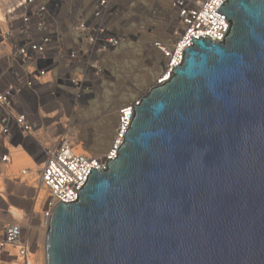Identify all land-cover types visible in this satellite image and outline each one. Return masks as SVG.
<instances>
[{"label":"water","instance_id":"1","mask_svg":"<svg viewBox=\"0 0 264 264\" xmlns=\"http://www.w3.org/2000/svg\"><path fill=\"white\" fill-rule=\"evenodd\" d=\"M135 105L106 169L52 207L46 264H264V0H226Z\"/></svg>","mask_w":264,"mask_h":264},{"label":"built area","instance_id":"2","mask_svg":"<svg viewBox=\"0 0 264 264\" xmlns=\"http://www.w3.org/2000/svg\"><path fill=\"white\" fill-rule=\"evenodd\" d=\"M224 1L173 0L177 22L174 43H155L165 59L159 83L172 76L173 65L181 63L183 58L177 63L174 57L178 51L183 57L193 42L191 36L223 39L229 21L217 10ZM76 8L72 10L74 20L67 21L62 0H0V163L11 162L10 146L16 141L41 148L38 180L47 192L43 199L46 227L57 200H76L91 168L100 170L101 165L106 169L107 160L115 159L131 125L134 104L140 101L120 109L116 139L103 154L78 151L72 136L62 132V127L73 123L70 114L88 104L106 73V55L123 41L115 27L121 9L115 0H91L89 9L80 3ZM47 125L55 131L51 137ZM47 138L51 142L43 144ZM31 173L27 167L21 171L27 178ZM33 255L20 222L0 227V264H30Z\"/></svg>","mask_w":264,"mask_h":264},{"label":"rangeland","instance_id":"3","mask_svg":"<svg viewBox=\"0 0 264 264\" xmlns=\"http://www.w3.org/2000/svg\"><path fill=\"white\" fill-rule=\"evenodd\" d=\"M115 1L121 6L115 27L123 36V41L117 49L106 55V73L87 100L88 104L70 114L73 123L62 127V132L72 136L75 145L84 149L82 152L95 155L103 154L112 147L120 109L146 95L160 76L165 59L155 43L161 41L171 46L176 37L173 0ZM62 3L67 21L74 20L76 15L72 10H76L79 3L86 9L91 6V0H62ZM45 127L50 131L48 136H53L55 131H51L52 127ZM51 140L47 138L42 143L47 144ZM1 143L3 140L0 136ZM13 155L12 163H0V227L7 222H20L24 226L25 237L31 242L36 264H46L47 227L43 219L44 200L39 198L45 195L46 189L42 186V191L40 186H35L36 174L31 173L29 178L21 175L23 168L36 165L34 161L29 164L31 159L20 149L14 151ZM14 161L19 162L15 167ZM12 206L24 213V220L12 216L9 212ZM4 264L17 263L11 261Z\"/></svg>","mask_w":264,"mask_h":264},{"label":"bare ground","instance_id":"4","mask_svg":"<svg viewBox=\"0 0 264 264\" xmlns=\"http://www.w3.org/2000/svg\"><path fill=\"white\" fill-rule=\"evenodd\" d=\"M180 53H182L181 51H178V54L177 55H175V57H174V61L175 62H180L181 61V59L183 58L182 57V55L180 54ZM180 57H181V59H180ZM176 64V63H175ZM173 67H174V65L170 68V70H172L173 69ZM173 71V70H172ZM164 75H161V76H159L158 78H157V81H156V83L155 84H159V79L161 78V77H163ZM118 143H121V141H118ZM38 147V146H37ZM36 147V148H37ZM77 147V150L78 151H83L84 149L80 146V145H78V146H76ZM41 152V148H40V150H39V153ZM21 161V160H20ZM32 163V161L31 162H29V164H31ZM36 165L35 166H32V168H29V167H27L28 169H31V171H32V174H36L37 175V177H36V183H35V186L37 187V186H40V188L42 187V185L40 184V183H38V181L39 180H37V179H39L38 178V176H39V173H40V167H41V163H37V162H34ZM17 164H19V162L18 161H14V167L15 166H17ZM0 189H2V186H1V183H0ZM43 189L44 188H41V190L43 191ZM42 191H40V193L39 194H41L42 193ZM46 190H45V195L43 196V197H39V198H41V200H43L45 197H46ZM38 201H39V199H38ZM42 202V201H41ZM9 212L12 214V216L15 218V219H18V220H20V221H22V220H24V213H22L21 212V210H19L18 208H16V207H10V209H9ZM46 234V236H47V232L45 233ZM46 236H45V242H46ZM46 246V245H45ZM45 259V258H44ZM17 261V260H16ZM18 262V261H17ZM46 262V261H45ZM17 264H20V262H18ZM30 264H36V262H35V260L34 259H30Z\"/></svg>","mask_w":264,"mask_h":264},{"label":"crops","instance_id":"5","mask_svg":"<svg viewBox=\"0 0 264 264\" xmlns=\"http://www.w3.org/2000/svg\"><path fill=\"white\" fill-rule=\"evenodd\" d=\"M3 14H0V16H2ZM6 142V141H5ZM3 146V143H1L0 145V151H1V148ZM37 144H26L25 142H22V141H16L13 143V146H10V151H11V154H12V160H13V153L14 151H17V150H22L26 155H28V157L31 159L32 163L33 161L34 162H39V157H40V153H39V150L40 148L37 147ZM14 150V151H13ZM12 160L10 163H12ZM8 163V164H10ZM8 164H4V165H8ZM26 187H31V185L29 186L28 184H25ZM34 189V188H33ZM4 201V200H3Z\"/></svg>","mask_w":264,"mask_h":264}]
</instances>
